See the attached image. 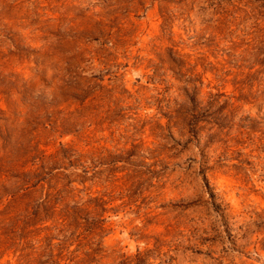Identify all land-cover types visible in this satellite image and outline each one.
<instances>
[{
	"label": "rangeland",
	"instance_id": "1",
	"mask_svg": "<svg viewBox=\"0 0 264 264\" xmlns=\"http://www.w3.org/2000/svg\"><path fill=\"white\" fill-rule=\"evenodd\" d=\"M0 264H264V0H0Z\"/></svg>",
	"mask_w": 264,
	"mask_h": 264
}]
</instances>
